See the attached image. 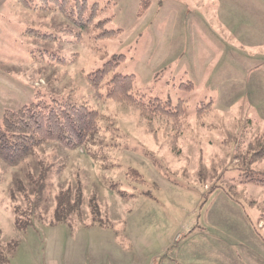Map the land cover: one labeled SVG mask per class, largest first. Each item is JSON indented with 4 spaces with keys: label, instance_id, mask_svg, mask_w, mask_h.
Wrapping results in <instances>:
<instances>
[{
    "label": "rangeland",
    "instance_id": "obj_1",
    "mask_svg": "<svg viewBox=\"0 0 264 264\" xmlns=\"http://www.w3.org/2000/svg\"><path fill=\"white\" fill-rule=\"evenodd\" d=\"M87 2L78 20L0 0V117L38 99L99 113L89 147L49 142L17 167L0 161L8 264H264V185L240 182L233 157L264 133V0H148L140 14V0ZM117 54L131 90L181 103L180 120L95 94L86 75Z\"/></svg>",
    "mask_w": 264,
    "mask_h": 264
},
{
    "label": "trees",
    "instance_id": "obj_2",
    "mask_svg": "<svg viewBox=\"0 0 264 264\" xmlns=\"http://www.w3.org/2000/svg\"><path fill=\"white\" fill-rule=\"evenodd\" d=\"M20 2L28 9L60 10L64 16L69 18L75 14L78 20L82 19L89 9L93 13L96 5L89 6L87 0H20ZM147 5L148 0H140L138 14L142 13ZM87 19L89 20V17ZM107 21L108 19L101 20L97 26L100 27ZM119 31L120 29H107L100 34L110 36ZM123 58V54H117L105 61L100 68L86 75V80L94 89L95 94L98 97L104 96L121 104L134 106L141 116L149 119L164 116L174 121L180 120V113L183 111L181 103L172 106L169 101L157 97L146 101L141 94L131 90L133 74L113 71ZM102 86H105L104 93L100 91ZM185 86L193 88L190 81H185ZM98 119V111L85 102L73 104L38 99L14 110L4 109L0 117V161L6 166L17 167L27 159L34 157L42 144L49 142L69 149L89 147L93 145L99 131ZM254 140L241 148L238 145L233 157L243 163L242 168L237 166L242 170L239 173L242 176L240 182L252 181L264 185V171L258 167L264 165V133H259ZM239 142L243 144L242 137ZM243 147L248 148L245 153ZM87 153L96 157L89 150ZM126 175L130 180L144 182L142 174L135 168L128 167ZM42 178L39 177L35 181L37 183L33 189L37 192L42 189V183H39ZM14 186L13 189L9 188L10 205H13L16 226L24 230L33 223L24 222L26 215L21 212L18 205L14 204L15 191L21 185L14 184ZM260 220L264 221V214H260ZM15 245V243L3 244L0 230V264H8V256L14 251Z\"/></svg>",
    "mask_w": 264,
    "mask_h": 264
},
{
    "label": "crops",
    "instance_id": "obj_3",
    "mask_svg": "<svg viewBox=\"0 0 264 264\" xmlns=\"http://www.w3.org/2000/svg\"><path fill=\"white\" fill-rule=\"evenodd\" d=\"M216 53H217V51H215V50H207V51H205V53L202 54V56L205 55L206 58H208V57L211 58V57H215ZM229 56L232 57L231 55H229ZM183 72H184V74H186L188 76V77L187 76H185V77H186L187 81H190L192 83V87L194 88V83L197 80L196 77H194V73L192 71H190L189 69L184 70ZM210 74H211V71H210Z\"/></svg>",
    "mask_w": 264,
    "mask_h": 264
}]
</instances>
